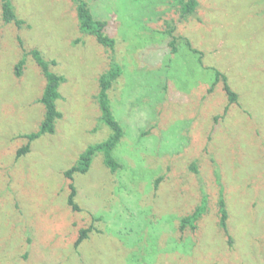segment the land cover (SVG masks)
<instances>
[{
  "label": "rangeland",
  "instance_id": "rangeland-1",
  "mask_svg": "<svg viewBox=\"0 0 264 264\" xmlns=\"http://www.w3.org/2000/svg\"><path fill=\"white\" fill-rule=\"evenodd\" d=\"M85 1L107 22L113 52L79 31L71 0H10L21 27L4 24L0 0V264H264V0H197L182 22L173 0ZM168 23L201 63L181 41L170 53ZM32 50L64 78L61 118L17 159L43 118ZM111 60L121 69L108 93L121 169L97 154L75 175L76 213L63 172L110 135L96 96ZM215 70L237 94L229 107L221 83L208 94ZM220 190L231 245L218 226ZM204 196L196 230L181 232ZM90 225L100 233L75 248Z\"/></svg>",
  "mask_w": 264,
  "mask_h": 264
},
{
  "label": "trees",
  "instance_id": "trees-1",
  "mask_svg": "<svg viewBox=\"0 0 264 264\" xmlns=\"http://www.w3.org/2000/svg\"><path fill=\"white\" fill-rule=\"evenodd\" d=\"M173 1H175V3L178 5L177 8L179 12V22L185 21L189 17L193 16L198 6L197 0ZM71 2L75 8L79 31L82 34L93 37L99 46L113 52L115 50V39L110 37L107 32V22L104 20L95 19L91 14L88 3L85 0H71ZM1 17L4 24H14L18 27H21L23 24V21L17 18L10 0H1ZM167 26L168 27L164 31V34L170 38L168 42L170 53L175 54L178 51L176 44L178 41H181L190 53L198 56V61L201 63L203 58L201 51L193 48L191 43L186 38L174 35L175 27L172 24L168 23ZM30 55L36 62L45 79V86L42 90L40 98L38 99V103L43 106V118L36 132L23 136V138L27 139L28 143L17 151V159L30 152L31 144L35 140L43 135L53 134L55 132L56 123L61 118V113L58 111L56 101L59 99V89L61 84L64 82V78L55 74L49 69V64L43 59L41 53L38 50H32ZM24 61L25 59L23 57L16 64L15 75L17 77L21 75ZM120 76L121 69L118 63L115 60H111L109 69L102 73L97 80V86L99 90L96 100L100 112L99 121L110 132L109 137L103 142L88 146L79 155L73 166L63 172L64 180L69 182L67 184L69 190L67 205L73 212H80V208L75 201L76 188L73 183L74 176L86 174L91 166L93 158L97 154L102 155L103 164L109 169L111 173H115L117 170L121 169L120 162L114 158L112 152L120 142V139L123 137V130L112 114L108 96L110 89L117 83V80L120 78ZM218 83H221L222 85V89L228 101V107L229 105L235 104L237 101V94L230 88L227 77L218 70H215L214 83L208 90V94L213 92L212 90ZM228 107L225 109V112L228 110ZM190 169L192 172L197 173L194 164L191 165ZM161 180L162 178L159 177L154 181V190L158 188ZM206 205L207 198L204 196L202 197L200 204L191 214L180 218L179 230L183 232L187 228L194 232L196 230L197 222L205 212ZM217 206L219 214L218 226L226 236L228 244L231 245L232 239L229 235L227 226L228 213L226 210L222 190H220ZM101 220V218L96 217L94 221L100 222ZM93 231L100 233V231L95 229L93 225L88 226V228L79 229L74 247L77 248L83 241L88 239L89 234Z\"/></svg>",
  "mask_w": 264,
  "mask_h": 264
}]
</instances>
